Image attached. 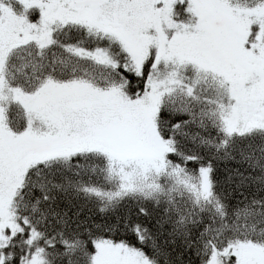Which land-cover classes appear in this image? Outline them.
Here are the masks:
<instances>
[{
  "label": "snow or ice",
  "instance_id": "6c2138e0",
  "mask_svg": "<svg viewBox=\"0 0 264 264\" xmlns=\"http://www.w3.org/2000/svg\"><path fill=\"white\" fill-rule=\"evenodd\" d=\"M0 264H264V0H0Z\"/></svg>",
  "mask_w": 264,
  "mask_h": 264
}]
</instances>
